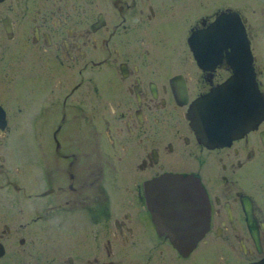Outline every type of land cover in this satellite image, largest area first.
Listing matches in <instances>:
<instances>
[{
    "label": "flooded vegetation",
    "instance_id": "1",
    "mask_svg": "<svg viewBox=\"0 0 264 264\" xmlns=\"http://www.w3.org/2000/svg\"><path fill=\"white\" fill-rule=\"evenodd\" d=\"M221 24L261 100L216 140L188 109L238 64ZM166 173L205 192L185 252L145 204ZM0 264H264V0H0Z\"/></svg>",
    "mask_w": 264,
    "mask_h": 264
},
{
    "label": "water",
    "instance_id": "2",
    "mask_svg": "<svg viewBox=\"0 0 264 264\" xmlns=\"http://www.w3.org/2000/svg\"><path fill=\"white\" fill-rule=\"evenodd\" d=\"M236 27L233 33L226 25H220L222 37L233 41L228 46V55L238 58L233 75L216 90L195 99L188 109V119L195 123L197 131L206 134L214 130V137L207 136L209 139L228 138L240 131L244 126L241 117L249 116L241 111L246 113L252 104L255 106L261 100L250 67V52L243 28L241 25ZM228 41L226 44H230ZM226 44L222 45L224 50ZM204 137L207 139L206 135ZM144 194L145 204L160 232H165L180 252L194 246L208 223V205L199 181L188 175L166 173L146 184Z\"/></svg>",
    "mask_w": 264,
    "mask_h": 264
},
{
    "label": "bare ground",
    "instance_id": "3",
    "mask_svg": "<svg viewBox=\"0 0 264 264\" xmlns=\"http://www.w3.org/2000/svg\"><path fill=\"white\" fill-rule=\"evenodd\" d=\"M209 39V38H208ZM252 67V66H251ZM257 87V86H256ZM257 111V110H256ZM260 112V111H259ZM247 118V117H246Z\"/></svg>",
    "mask_w": 264,
    "mask_h": 264
}]
</instances>
